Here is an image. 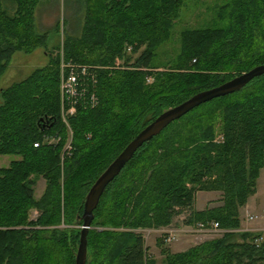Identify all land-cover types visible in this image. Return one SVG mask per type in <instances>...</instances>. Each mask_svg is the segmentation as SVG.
Returning <instances> with one entry per match:
<instances>
[{"label":"trees","instance_id":"obj_1","mask_svg":"<svg viewBox=\"0 0 264 264\" xmlns=\"http://www.w3.org/2000/svg\"><path fill=\"white\" fill-rule=\"evenodd\" d=\"M39 1L0 0V76L12 53L44 46L33 29ZM70 1L75 16L84 7L79 34L0 87V155L13 156L0 166V264H74L85 192L127 142L163 110L264 64V0H220L210 9L224 23L182 28L168 54L185 0ZM69 69L77 95L66 98ZM263 167L264 73L134 151L92 210L85 264H264V231L239 223ZM197 190L219 191L218 204L192 209ZM183 209L185 225L216 222L221 234L181 252L161 247L156 261L139 231L165 227Z\"/></svg>","mask_w":264,"mask_h":264},{"label":"rangeland","instance_id":"obj_2","mask_svg":"<svg viewBox=\"0 0 264 264\" xmlns=\"http://www.w3.org/2000/svg\"><path fill=\"white\" fill-rule=\"evenodd\" d=\"M220 0H185V6L179 10V15L172 28V40L164 44L163 49L167 50V54L171 52V48L177 46V34L184 27L210 25L218 20H212V6ZM82 3V2H80ZM81 8L77 14L78 6L70 0H40L33 10V29L35 33H44V46H37L28 53L20 51L14 52L9 63L0 76V87H5L12 82L24 78L33 69L43 66L48 61L45 51L54 53L58 51L63 38L66 36H77L79 34L80 25L83 20V9ZM79 20V24L78 21ZM223 20H219V24H223ZM58 47V48H57ZM165 56L160 55L157 64H162ZM61 63H59V66ZM13 156L0 155V166L8 164ZM43 179L36 177L34 183V196L38 197L43 189ZM220 199L219 191L214 190H197L194 193L192 201V209L201 210L203 208L217 205ZM188 213L187 209H183L179 214L172 218L169 225L158 229H143L139 232L143 236L144 245L147 254L159 261L163 256L160 248L164 247L169 252H181L188 247L200 243L209 238L217 237L221 232H199L193 231V227L185 225L183 220ZM35 210H31L29 218L35 217ZM240 229L251 232L264 231V167L259 170L256 178L255 191L250 195L245 204L239 208ZM168 228H171L172 237L166 240ZM167 230V231H166ZM166 232V233H165ZM157 240H162L161 244H157Z\"/></svg>","mask_w":264,"mask_h":264},{"label":"water","instance_id":"obj_3","mask_svg":"<svg viewBox=\"0 0 264 264\" xmlns=\"http://www.w3.org/2000/svg\"><path fill=\"white\" fill-rule=\"evenodd\" d=\"M264 73V64H258L241 72L230 79L208 89L198 91L183 100L160 112L149 123L142 127L121 149V151L98 174L85 192L80 215L81 225L76 249L74 251V264H85L86 232L92 219V210L96 207L99 197L105 186L119 173L124 164L131 158L134 151L145 141L158 134L166 125L195 106L241 89L253 77Z\"/></svg>","mask_w":264,"mask_h":264},{"label":"built area","instance_id":"obj_4","mask_svg":"<svg viewBox=\"0 0 264 264\" xmlns=\"http://www.w3.org/2000/svg\"><path fill=\"white\" fill-rule=\"evenodd\" d=\"M62 66V65H61ZM147 81H150V78H146ZM76 81H77V76L76 73L69 69L67 70L62 76L60 80V92L62 97L66 98H71L77 95V90H76ZM66 112L72 113L73 112V106L72 104H69L68 107L66 108ZM51 141V140H49ZM34 147L37 146V143L32 144ZM199 231V232H221L222 230L217 228V223L216 222H211L208 225H203L200 222H197L195 226L193 227V231ZM166 233V232H165ZM166 240H170L172 237L171 230L167 232Z\"/></svg>","mask_w":264,"mask_h":264},{"label":"crops","instance_id":"obj_5","mask_svg":"<svg viewBox=\"0 0 264 264\" xmlns=\"http://www.w3.org/2000/svg\"><path fill=\"white\" fill-rule=\"evenodd\" d=\"M16 52V51H15ZM21 52V51H20ZM24 53V52H23ZM13 54V53H12ZM171 228H168V230H170ZM167 231V230H166Z\"/></svg>","mask_w":264,"mask_h":264}]
</instances>
